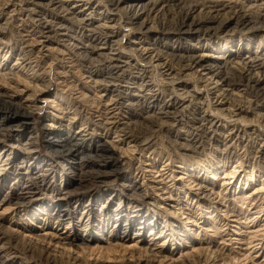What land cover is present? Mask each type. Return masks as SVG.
<instances>
[{
    "label": "rangeland",
    "instance_id": "1",
    "mask_svg": "<svg viewBox=\"0 0 264 264\" xmlns=\"http://www.w3.org/2000/svg\"><path fill=\"white\" fill-rule=\"evenodd\" d=\"M162 2L164 9L159 7L150 18L156 27L163 23L167 29L160 34L168 38L162 39L165 43L158 45L159 49L167 44L168 47L189 45L217 54L228 46L237 48L242 44L232 61L247 55L264 61V30L222 32L215 29L200 41L198 36L190 40L176 39L178 33L174 32L186 13L204 17L206 10L218 6L217 9L223 6L224 16L237 10L264 25V0ZM73 4L68 1L65 7L71 8ZM18 5L22 9L13 12ZM0 6L8 7L0 15V93L8 94V99L22 103L33 112V116L27 118L30 128L0 137V153L3 152L0 171L4 173L0 179V264H264V172L254 153L264 144V99L261 95L256 98V92L247 95L234 90L238 95L232 104L243 106L245 110L237 117L242 116L244 122L219 117L216 113L220 101L208 95L197 76L191 71L180 74L183 70L177 62L171 63L179 75H169L157 63H150L147 56L139 57L135 49L143 44L137 34L119 27L112 42L101 44L102 52L121 56L120 62L114 63L119 66L114 69L115 75H119L114 83L125 95L133 96L136 92L158 95L156 105L169 102L178 118L167 122L163 119L162 126L149 125L142 120L150 104L146 99L130 111L139 122L131 134L108 133L94 125L97 108H104L95 97L101 94L100 87L104 83H99L97 89L93 87L88 77L87 69L91 65L85 58L86 53L74 48L78 42L79 47L89 43L87 35L86 38L80 35L78 24H70L66 33L83 42L73 39L64 46L57 42L48 44L59 46L63 53L47 52L43 56L39 53L40 47L31 50L25 46L24 39L34 33V27L30 21L26 23L22 19L26 18L28 12L25 10L32 4L28 0H0ZM93 6L97 5L74 9L84 10L81 17H89L85 14L96 9ZM62 10L43 9L48 18L55 20L54 24L60 20ZM9 49L3 60L2 55ZM23 54L29 60L22 64L18 58ZM93 57L101 58L97 54ZM108 65L90 70L108 69ZM262 72L264 76V68ZM140 73L142 77L138 76ZM101 77L96 76L97 79ZM80 90H84L87 97H94L95 102H88L90 98L76 99ZM175 92L180 93L179 99L171 100ZM180 103L187 107L181 110ZM203 114L213 120L214 125H206L209 138H198L202 134L195 127ZM31 133L36 138L35 144H25L30 141ZM69 135L80 138L78 154L72 159L51 153L52 140ZM186 140L192 145L181 146L180 142L188 144ZM98 142H104L107 147L106 166L98 168L100 158L88 160L85 169L90 173L83 177L84 180L67 184V179L73 177L72 163H80L81 158L93 154L92 149ZM34 153L39 164L33 162L35 157L30 158ZM6 156L9 163L1 165ZM207 161H222L221 164L226 161V164L213 175ZM192 163L207 166L201 169L196 165L189 171L186 166ZM49 165L53 170L45 171ZM234 168L235 176L227 175ZM251 174L253 178L248 179ZM24 188L26 192L19 194ZM15 195H23V199L15 203ZM120 202L130 208V213L122 219L123 224L133 225L131 211L136 207L148 214L152 223L142 229L143 233H134L135 226L126 232L123 224L117 225L115 218ZM58 203L67 205L71 217L67 222L72 224L66 225L58 219L55 208ZM39 206L46 208L33 215V210ZM151 248L156 251L155 255L146 252Z\"/></svg>",
    "mask_w": 264,
    "mask_h": 264
},
{
    "label": "bare ground",
    "instance_id": "2",
    "mask_svg": "<svg viewBox=\"0 0 264 264\" xmlns=\"http://www.w3.org/2000/svg\"><path fill=\"white\" fill-rule=\"evenodd\" d=\"M28 1L32 4V6L26 8L25 11H27L28 14L26 18L24 17L25 19H22V21L24 22L30 21L32 23V26L34 27V30H33L34 33L30 35L31 37L28 36L30 33L29 34L27 33L28 39L27 40L24 39L25 44H26L25 46L27 48H30L31 50H33L36 47H40L39 53L44 54L43 56H46L47 52L50 54L53 52H56V53L59 52L58 54H62L63 50L61 51V49L58 48L59 46L51 47V45L49 46L48 44L57 42L59 45H63V46L68 45L67 41L73 40L74 37L72 35L69 36L68 33L66 32L70 30V24L71 26H73L76 23L81 29L80 35L82 36L85 35V38L87 35L88 36L87 40L89 41L87 45L83 44V46L79 47L78 43L80 45V42L78 41H81V42L83 41L81 39L79 40V38H75L74 40L78 42L77 44H75V47H74L76 51L80 53L79 50H84L83 52L86 53L85 58L88 60L92 68L94 67L97 68L98 66L105 65L106 63L110 64L108 65V69L98 68V70H95V71L90 70L91 67L87 69L89 70L88 73L90 74L88 77H90V81L94 88L97 89L98 87H100L99 83L101 82L104 83V86L100 87L102 88L100 90L101 94L99 96H95L99 98L98 100H100V102L104 104V108L103 109L97 108V111H96L97 114L94 115L96 119L94 121V125L101 128L104 131H107L108 133L115 132V133H120V134L122 133L124 135H127L132 130L134 131V128L137 126V124H139V122H138V119L136 121V119L134 118L135 115L131 114L130 111H132L134 106H137L138 104H140L142 101L146 99L147 100L149 99L150 104L147 108L148 110L146 109L147 113L144 116L142 115L143 117L142 120L147 122L149 125L152 124L153 126H155L156 124H158L156 126H162L163 121L161 122V120L166 119L165 121L167 122L168 119H172V118L174 119L178 116L177 115L178 113L176 114L175 111H172L173 106L172 105L170 106L168 104L169 103L168 101H167L168 103L164 102L161 105H158V106L156 105L155 101L158 100V95L156 94L147 95V93H139V92L134 93L133 96H131L130 94L125 95L124 92L120 88H118L117 85L114 83L117 81L118 76H119V75H115L114 73V69L116 67H119V66H115L114 63L120 62L121 56H118V55L109 56L107 53L102 52L101 50L104 49L102 47L103 45L109 44L110 42L113 41L112 39L116 37V35L118 34L119 27L124 28L125 30H128L129 32H134L135 34H137V38L140 39L141 41L140 44H143L141 48L135 49L139 57L147 56V58H149L150 63L151 62L155 64L157 63L156 65L160 67L161 70H164V72H166L169 75H173V76H176V74L179 75V72H176V69L171 63V62L173 63L177 62L176 64H179L182 67L180 69L183 70V72L180 74L184 75L186 71H191L193 75L197 76L199 79V82L204 83L203 89L207 91L208 95H214V99H216V102L220 101L218 103L220 106V108L217 109L218 112L214 110L215 112H217L216 114L219 117L225 116L231 119L234 118L238 122L239 121L244 122V118L242 116L240 117V119L237 116H240L241 112L244 111L245 109H243V106L240 104L239 105L232 104V100L234 99L235 96L238 95L237 94L238 92L235 93L234 90H239L241 93H246V94L248 92H256L257 94L254 93L256 94L255 95L256 98L261 95L262 98L264 99V76L262 72V69L264 68V61L261 60V58L252 57L251 55H247V54H246L247 56H245L243 59L237 60L235 62L232 61L231 59L236 54H239V52L242 49V44H240V46H238L237 48H232L228 46L229 48H225L224 50H222L221 53H217V54L208 53L207 51L197 50L196 48L190 47L189 45L183 46V47L173 45L171 47L170 46L168 47V44H167L165 45L164 49H159L158 45L160 44L162 45V43H165L164 41L162 42V39L164 38L167 39L168 37H164V36L160 37V34L164 33L163 30L165 29L163 23H162V26L160 25L161 27L160 26L156 27L155 24L153 25L150 18L152 17V13L157 11L159 7L164 9L163 8L164 6L162 5V3L164 2H162V0H98V2L95 4L93 3L95 2V0H28ZM68 1L74 2L73 7L71 8L65 7ZM82 5H84L85 8L87 6L91 8V5H97V6H93V8H96L98 10L93 9L92 12L85 14V15H88L89 17H81L80 13H84V10L83 12L82 10L76 11V9L74 8L75 7L79 8ZM217 8H219V6ZM217 8L216 9L212 8V10L210 9L208 11L206 10L204 17L201 15L196 17V16H192L189 12L186 13L184 20H182L180 24L178 25V27L175 28L174 32L178 33V36H179V37L176 36L177 37L176 39L183 38L185 40H190L191 38H195L196 36H198L199 37L198 41H200V39L201 40L204 39V37H206L207 35H210L211 31L215 29L221 30L222 32L223 31L237 32V31H245V30L246 31L264 30V25L260 24L256 19L252 18L247 13H244V12L242 13L236 10V11H233L231 15L224 16L223 11H222L223 6L221 7V9H217ZM6 9H8V7L0 6V15H2L4 10ZM21 9H22V6H19V8L16 7L12 11L16 12V10L20 11ZM43 9L47 11L48 9H50V11L52 10V12L63 9L62 12H60L61 18L60 16L58 18L60 20H57V23L54 24L53 21L55 20L48 18L49 15L47 16L44 13ZM96 16L97 18L95 19ZM96 21H99V23L95 24ZM158 21L160 22V19H158ZM210 22L211 23L215 22L216 24L213 23V25L215 26L211 25ZM204 23H208V24L210 23V24L208 25ZM54 26H56L57 29L54 28ZM56 30L57 32H55ZM59 31L60 32L64 31L65 33L59 34ZM56 36H58L59 38H57ZM171 37H174V36H171ZM233 39L234 38H232V40ZM195 47H197L196 44H195ZM9 51L10 49L7 50L6 53L2 55L3 60H6L7 54L9 53ZM93 54H97V56L101 58L100 59L97 57L95 58L93 57ZM18 59L22 60V64L25 61L29 60L28 58H26L24 54ZM96 76H102L101 77L102 79H97ZM138 76L142 77L143 74L140 73V75ZM178 77L179 76H177L176 79H178ZM174 79L175 78H173V80ZM77 93L79 95L77 96L76 99L81 98L82 100H85V99L88 100L90 98V97H87V93H85L84 90H80ZM95 95L97 94L95 93ZM179 95L180 93L175 92V95L171 96V100L173 99L175 100L176 98H178ZM181 95L183 96L184 94H181ZM8 97H10L8 94L0 93V115H1L0 116L1 117L0 137H4L9 132H12V131L18 132L19 130L22 131L24 128L26 129L30 128L29 126L30 123L27 121V118H31L33 116V112L30 111L27 107H25L22 103L10 100L8 99ZM207 99L209 98L207 97ZM180 100H185V98H181ZM89 101H92V103H94L95 102L94 97H91L90 100H88V102ZM227 104L228 106L230 104L231 107L226 106ZM181 107H183V103L181 104L180 108ZM184 107L183 109H185L187 105L185 108ZM174 109L178 111L179 108L178 109L174 108ZM184 113H185V110H184ZM211 119L207 115L203 114V116L199 119L200 122L198 123L196 122L197 126L195 127L202 134V135H199L198 138L199 137L209 138V134L207 131L208 128L206 125L208 124L214 125L212 122L213 120ZM9 122H12V123H9ZM140 125L142 124L140 123ZM47 127H49V125ZM134 134L135 133H133L132 135ZM229 135H233V134H229ZM28 139L30 141H26L25 144H29V143L31 145L35 144L36 138H34V135L32 133L28 136ZM78 140H80V138L73 137L72 135L65 136V137L64 136L56 137L52 140L50 144L52 146L51 153L58 155V156H63L66 158L73 159L80 151L79 147H77V144L79 142ZM187 143L188 144H186V142H183V143L180 142V145L181 146L182 145H187V146L192 145V144H189L190 142L188 141ZM230 146L231 145L226 146L224 149L227 150L229 149L228 147ZM106 151H107V147L104 144V142L103 143L98 142L92 149L93 154H88L87 156L81 158L80 163H77V162L72 163L71 172L73 174V177H71V179L69 180L67 179L66 181L67 184L71 182L73 183L82 182L84 180L83 177L86 176L88 173H90L88 170L86 171L85 169V163L88 164V160H95L97 158H100V160H98L99 163L97 164L98 168L106 166L105 165L107 162V160L105 159L107 157ZM2 153L3 152L1 151L0 154ZM254 153L257 155L259 162H261L262 167L261 166L260 167L264 172V144L260 148L255 150ZM35 154L36 153H34V155L31 156L30 158L35 157ZM1 158L3 157L0 156V161H1ZM37 158L38 157H35V161L33 162H36L39 164V161H37ZM8 159H9L8 156L4 157V160H3L4 163H1V165L6 164V163L8 164L9 163ZM221 163L222 161H217L215 163L207 161L208 166H212L211 168L213 170V175L217 174L216 171L225 167L226 161L223 164ZM196 165L197 167L201 169H204L205 168L204 166H207L206 164L201 166L198 163H192V164H188L186 167L188 168L189 171H192L195 169ZM40 166H37V167H40ZM2 169L3 168H0V170ZM46 170L52 171L53 170L52 165L51 166L49 165V168L46 167L45 171ZM92 170L94 171V169ZM0 173H2L0 175V179H2L4 173L3 171H0ZM236 173L237 171L234 168L232 171L227 172V175L232 174L235 176ZM250 178H253L252 174L249 176L248 179ZM61 180L63 182L65 179H61ZM26 189L27 188L22 189V191H20L19 194L25 193ZM22 197L23 195L21 196L15 195V199H14L15 203L18 202L19 200H22L23 199ZM80 201L81 200L79 199L78 202ZM99 202L100 201H98V203ZM66 206L67 205L65 204L58 203V205H56L55 208H57L58 219H60V221L64 222L66 225H70L72 224V222H67V221H70L71 217L69 216L68 209ZM85 206H87V203ZM118 207H119L117 209L118 213H117V217L115 218V221L118 226L119 225L122 226L123 224L122 219L126 216V214L130 213L129 211L130 208L124 207L122 202H120V206ZM45 208L46 207H43L40 209V206H39L37 209L33 210V215L35 214L38 215L42 213ZM136 208L137 209L134 208L133 211H131L133 213V215L131 216V218L133 219V223H132L133 225L128 226L129 224L124 223L122 229L124 228L126 232H129V229H132V227L135 226L137 230L135 229L136 231L134 233L140 234L144 232V231L142 232V229L149 227L152 221H149L148 214H144V211L141 208H138V207ZM120 214H122V216ZM136 225H139V226L136 227ZM155 228L156 226L154 225V229ZM146 252L151 253V255L156 254V251L152 248L150 250L146 249Z\"/></svg>",
    "mask_w": 264,
    "mask_h": 264
}]
</instances>
